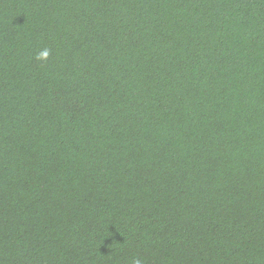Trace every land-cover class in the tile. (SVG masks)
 Wrapping results in <instances>:
<instances>
[{
    "label": "trees",
    "instance_id": "16d2710c",
    "mask_svg": "<svg viewBox=\"0 0 264 264\" xmlns=\"http://www.w3.org/2000/svg\"><path fill=\"white\" fill-rule=\"evenodd\" d=\"M135 259L264 264V0H0V264Z\"/></svg>",
    "mask_w": 264,
    "mask_h": 264
},
{
    "label": "clouds",
    "instance_id": "9594fccd",
    "mask_svg": "<svg viewBox=\"0 0 264 264\" xmlns=\"http://www.w3.org/2000/svg\"><path fill=\"white\" fill-rule=\"evenodd\" d=\"M49 51L48 49H44L43 51L40 52V54L36 57L38 60L44 61L48 58L49 56ZM133 264H142L140 259H135Z\"/></svg>",
    "mask_w": 264,
    "mask_h": 264
}]
</instances>
